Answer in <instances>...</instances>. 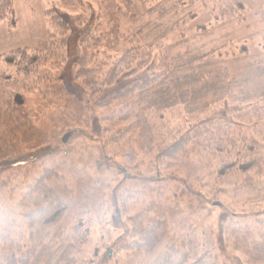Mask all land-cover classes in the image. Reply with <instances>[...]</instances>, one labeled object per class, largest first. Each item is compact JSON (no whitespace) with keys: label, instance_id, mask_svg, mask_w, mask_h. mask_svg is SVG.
I'll return each instance as SVG.
<instances>
[{"label":"rangeland","instance_id":"obj_1","mask_svg":"<svg viewBox=\"0 0 264 264\" xmlns=\"http://www.w3.org/2000/svg\"><path fill=\"white\" fill-rule=\"evenodd\" d=\"M11 1L14 23L0 19V55L18 47L41 48L61 37V30L69 34L66 14H81L85 19L98 15L100 21L101 42L93 49L90 68L103 58L116 60L132 43L152 47L157 62L158 45H165L172 64L154 86L97 108L84 103L87 96L78 101L87 108L69 101L57 90L59 81L24 92L21 83L0 77L3 95L10 90L25 93L26 112L34 125L13 140L18 152L33 151L24 155L25 161L42 158L27 179L43 167L64 176L63 181L50 179V184L65 201L66 211L54 228L55 241L32 264H86L79 259H90L96 245L117 237L119 222L141 211L148 224L164 220L166 232L149 251L119 254L118 264H159L171 242L186 239L201 244L210 259L217 256L218 264H264V224L255 219L264 216V171L258 180L245 183L237 174L218 176L194 151L184 163L180 159L165 164L147 146L148 138L163 128L165 117L172 125L194 123L205 116L207 105L222 100L242 106L234 116L237 125L264 126V0ZM69 50L74 58L75 39ZM109 67L104 64V70ZM41 68L50 74L59 69L49 61ZM3 70L0 60V74ZM64 73L69 76V66ZM74 87L81 98L84 93ZM46 88L49 91L42 92ZM172 105L174 111L169 109ZM6 122L4 118L0 129V169L12 158V147L3 138L10 129ZM123 130L125 135L116 140ZM100 156L108 159L110 168H98ZM22 192L14 198L2 194L0 232L13 230L10 222L17 217L15 202ZM231 213L242 228L232 244L220 250L215 241L223 215ZM79 218L90 228L87 241L80 247L59 242L68 238ZM109 251L104 264H114ZM76 256V261L68 260Z\"/></svg>","mask_w":264,"mask_h":264},{"label":"trees","instance_id":"obj_2","mask_svg":"<svg viewBox=\"0 0 264 264\" xmlns=\"http://www.w3.org/2000/svg\"><path fill=\"white\" fill-rule=\"evenodd\" d=\"M261 16L264 21V11ZM2 18H7L8 24L14 23L11 0H0V19ZM66 19L65 28L70 30L69 34L61 30V37L50 39L41 48L18 47L2 53L0 60L4 63L5 70L0 77L5 81L21 83L24 92H32L43 83L50 87L59 81L56 88L66 93L69 101L86 107L80 102L84 99L82 97L87 96L84 103L97 108L111 105L136 91L154 86L172 68L171 62L167 60L165 45H158L160 57L157 62L154 60L152 47L136 43H132L116 60L107 57L110 59L106 61L103 58L96 67L90 68L89 64L94 57L93 49L100 44L102 37L98 15L85 19L81 14H66ZM75 29L77 31L73 33ZM72 39H75L78 48L74 58L69 55ZM48 61L59 68L55 74L41 68ZM104 64H110L108 70H104ZM68 66L69 76L64 73ZM74 85L84 93L81 98ZM47 91V88L42 90L45 93ZM24 92L10 90L5 95L0 92V129L3 128L5 118L6 124L10 126V133L4 134L3 138L12 147L9 164L0 169V199L2 194L14 198L18 191L23 190L15 202L17 217H13L10 222L14 225L13 230L0 232V264H32L34 257L44 253L43 248L47 250L51 240L55 241L54 228L66 211L65 201L50 184V179L63 181L64 176L53 167H43L37 176L27 179L39 167V160L42 158L25 161L24 155L30 151L23 154L15 150L14 137L19 132L25 133L34 127L26 112ZM169 109L174 111L176 107L172 105ZM241 109L242 106L238 103L222 100L207 105L205 116L194 123L180 122L172 125L170 119L165 117L163 128L155 136L148 138V149L154 150L158 161L166 162L165 164H175L180 159L184 163L188 153L194 151L214 167L218 176L237 174L245 183L256 181L264 171V126L255 124L243 128L237 125L234 116ZM145 121L143 119V123ZM125 132L126 130L120 131L115 139L122 138ZM10 135L12 139L7 138ZM97 166L108 169L110 163L106 157L100 156ZM223 216L224 224L219 228L220 234L215 241L220 250L227 249L242 228L232 213ZM145 217L146 213L143 211L128 215L127 221L119 222L122 228L117 237L105 245H96L91 250L90 259L79 261L104 264L110 259L108 253L111 249L113 263L118 264L119 254L129 255L151 250L164 236L166 223L158 220L148 224ZM255 219L264 224V216ZM72 228L68 238L58 241H69L70 247H80L89 238L90 228L82 218L74 220ZM165 251L166 256L159 264H218L217 256L210 259L208 251L193 239L171 242ZM76 259L77 256L68 260Z\"/></svg>","mask_w":264,"mask_h":264},{"label":"water","instance_id":"obj_3","mask_svg":"<svg viewBox=\"0 0 264 264\" xmlns=\"http://www.w3.org/2000/svg\"><path fill=\"white\" fill-rule=\"evenodd\" d=\"M109 254H110V251H109Z\"/></svg>","mask_w":264,"mask_h":264}]
</instances>
